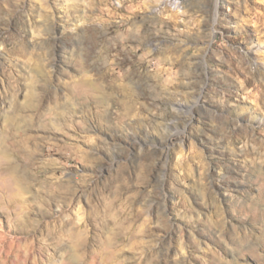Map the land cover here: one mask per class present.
<instances>
[{
  "label": "rangeland",
  "instance_id": "374dc122",
  "mask_svg": "<svg viewBox=\"0 0 264 264\" xmlns=\"http://www.w3.org/2000/svg\"><path fill=\"white\" fill-rule=\"evenodd\" d=\"M0 153V264H264V0H0Z\"/></svg>",
  "mask_w": 264,
  "mask_h": 264
},
{
  "label": "bare ground",
  "instance_id": "6f19581e",
  "mask_svg": "<svg viewBox=\"0 0 264 264\" xmlns=\"http://www.w3.org/2000/svg\"><path fill=\"white\" fill-rule=\"evenodd\" d=\"M184 1L185 0H177L178 3H182ZM4 163H6V157L0 153V179H3V182L0 184V190H2L4 193H8V191H5V189L11 185L12 177L9 176L11 167L6 166ZM12 196H14V194H12L11 197Z\"/></svg>",
  "mask_w": 264,
  "mask_h": 264
}]
</instances>
